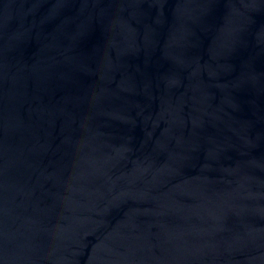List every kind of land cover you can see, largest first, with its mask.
Returning <instances> with one entry per match:
<instances>
[{"label": "water", "instance_id": "1", "mask_svg": "<svg viewBox=\"0 0 264 264\" xmlns=\"http://www.w3.org/2000/svg\"><path fill=\"white\" fill-rule=\"evenodd\" d=\"M0 264H264V0H0Z\"/></svg>", "mask_w": 264, "mask_h": 264}]
</instances>
